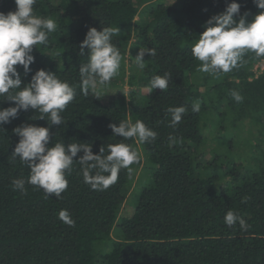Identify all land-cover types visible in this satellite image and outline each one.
Listing matches in <instances>:
<instances>
[{
  "label": "trees",
  "instance_id": "1",
  "mask_svg": "<svg viewBox=\"0 0 264 264\" xmlns=\"http://www.w3.org/2000/svg\"><path fill=\"white\" fill-rule=\"evenodd\" d=\"M136 1L36 0L34 14L53 19L57 28L45 45L33 47L32 72L22 75V81L28 83L43 68L76 93L61 113L65 124L50 129V146L90 143L98 154L101 147L122 142L137 151L139 145L145 158L139 153L131 174L121 169L117 182L104 191L84 183L78 162L66 173L68 188L60 198L27 182L26 191L14 190L11 181H27L30 170L12 156L19 141L12 130L26 123L47 127L48 122L32 119L39 114L30 109L0 126V264H264V151L257 146L252 164L214 149L210 162L199 159L200 148L210 141L202 130L208 121L223 130L226 122L235 127L248 118L262 125L259 133H264V70L257 74L254 69L264 57L247 52L241 66L219 78L199 72L191 47L205 22L230 0H180L178 6ZM135 2L144 6L138 8ZM237 2L249 20L260 11L253 0ZM16 7L14 0H0V12ZM104 26L120 29L112 43L122 56L129 51L136 55L139 48L156 50L155 56L145 55V68L137 75L146 88L139 99L132 92L129 102L121 98L107 105L91 90L87 96L81 92L79 67L87 61V49L80 55L79 45L90 27ZM17 69L23 72L21 66ZM165 73L171 77L168 88L150 93L151 78ZM232 90L243 96L242 102L232 98ZM196 101L200 109L193 112ZM12 104L0 99V107ZM179 106L186 112L173 128L168 109ZM127 119L144 122L157 133L156 140L140 144L113 135L109 124ZM214 139L231 143L227 135ZM133 186V211L119 216ZM62 209L70 213L74 226L58 218ZM229 210L245 219L247 230L238 222L225 224ZM115 226L122 239L111 237ZM100 243L109 246L101 250Z\"/></svg>",
  "mask_w": 264,
  "mask_h": 264
},
{
  "label": "clouds",
  "instance_id": "2",
  "mask_svg": "<svg viewBox=\"0 0 264 264\" xmlns=\"http://www.w3.org/2000/svg\"><path fill=\"white\" fill-rule=\"evenodd\" d=\"M14 2L17 6L15 11L0 12V99L14 102L8 107H0V126L17 118L21 111L30 109L39 114L32 119L46 120L48 126L26 123L13 128L19 141L12 156L18 157L30 172L27 181L16 178L11 184L14 190L26 191L24 186L27 182L43 190L46 195L60 198L68 188L66 173H70L74 162H78L85 184L93 190H107L117 182L121 169L131 174V166L139 163L140 154L122 142L101 147L98 154L93 153L90 143L73 142L65 145L56 142L50 146V129L54 125L65 124L61 113L74 101L76 93L68 82L43 68L36 70L28 83H23L22 75L32 72L30 65L35 62L33 47L45 45L49 33L56 30L57 24L51 18L34 14L36 0ZM253 3L260 11L251 20L247 18L248 12L241 14V5L237 0H230L222 12L205 22L204 31L191 47L192 56L200 62L197 71L219 78L241 66L247 52H253L258 58L264 57V0H253ZM237 16L239 19L235 18ZM119 33L118 27L104 26L102 30L90 27L80 43V55H85L87 49V61L79 67L83 95L87 96L90 90L96 92L98 88L108 86L118 75L124 57L112 43V38ZM146 54L155 56L156 50L139 48L135 64L140 70L145 68ZM17 66L22 67V73ZM170 79L168 73L153 76L149 82V92L157 88L166 90ZM230 95L237 103L243 100L236 90H232ZM199 109L200 102H194L192 111L198 112ZM185 112L184 106L169 108L170 126L176 127ZM109 127L113 135L125 140L135 138L140 144L157 138V133L140 120H122L118 125L110 123ZM81 152L83 154L78 156ZM58 218L70 227L75 224L66 209L59 211ZM224 222L228 227L238 222L242 231L249 227L244 218L231 210L226 212Z\"/></svg>",
  "mask_w": 264,
  "mask_h": 264
},
{
  "label": "rangeland",
  "instance_id": "3",
  "mask_svg": "<svg viewBox=\"0 0 264 264\" xmlns=\"http://www.w3.org/2000/svg\"><path fill=\"white\" fill-rule=\"evenodd\" d=\"M136 1V0H134ZM166 5H175L178 6L180 4V0H160ZM137 2V1H136ZM138 8H142L144 5L143 3H136ZM131 53L129 56V52L124 54V60L121 62V66L118 72V76L114 77L110 84L104 88H98L94 94L96 96H100V100L110 105L115 101L125 98L126 102H129L132 98V92H135V98H140V95L144 94L146 88L141 84L137 75L140 74V69L135 64V55ZM254 69L257 74L264 70V60L255 63ZM137 78H136V77ZM135 80V84L131 85L130 80ZM224 110V109H222ZM212 114H209V119L212 118ZM218 118V117H217ZM216 119V118H214ZM216 126L215 128L212 127L211 122H207L203 124L202 130L206 134L207 138L210 141L207 145L203 148H200L199 156L200 161L202 163H208L213 158V149L218 151L219 153L222 151H229L231 152L235 158L239 159L241 162L244 163H254L253 156H255L259 150L257 146L259 145L260 150L264 151V133H259L260 128L262 125H253L250 119L244 118L239 121L236 126H230L229 122H226L223 126V130H219ZM263 129H261L262 131ZM222 135H227V138L231 140V143L228 144L227 142L219 143L216 138H222ZM137 149L140 154H142L143 158H145L144 151L137 145ZM140 169H138L139 173ZM137 173V174H138ZM137 178V177H136ZM228 177H224L223 182L227 181ZM133 186L130 190L121 210L119 216H129L133 211V207L136 201L135 192L136 189ZM111 237L113 239H122V235L119 229L115 226L111 232ZM109 246V244H98L99 249L104 250Z\"/></svg>",
  "mask_w": 264,
  "mask_h": 264
}]
</instances>
